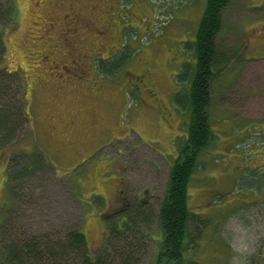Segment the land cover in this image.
<instances>
[{
    "label": "rangeland",
    "instance_id": "obj_1",
    "mask_svg": "<svg viewBox=\"0 0 264 264\" xmlns=\"http://www.w3.org/2000/svg\"><path fill=\"white\" fill-rule=\"evenodd\" d=\"M14 2L6 62L24 76L30 121L0 148V231L9 217L32 233L82 229L98 253L115 211L139 204L150 218L138 264H175L157 263L159 211L187 138L175 97L193 79L178 76L207 0ZM217 45L230 59L211 82L215 139L190 183L185 264H264V0H231ZM98 58L120 67L101 74ZM33 151L52 171L27 170Z\"/></svg>",
    "mask_w": 264,
    "mask_h": 264
},
{
    "label": "trees",
    "instance_id": "obj_2",
    "mask_svg": "<svg viewBox=\"0 0 264 264\" xmlns=\"http://www.w3.org/2000/svg\"><path fill=\"white\" fill-rule=\"evenodd\" d=\"M230 1L207 0L197 37L193 42L195 62L191 67L186 62L184 71L178 76L185 83L193 79L189 90L186 86L182 96L175 97L179 105L189 112V122L187 138L171 167L167 194L160 206L159 217L164 242L157 263L163 259L175 264L186 263L191 218L198 217L189 206L190 183L200 156L215 139L209 116L211 82L225 71L230 59V54L217 45V36L223 27V14ZM15 17L14 0H0V29H3L0 30V95L6 97V101H0L1 150L9 149L19 132L30 121L24 76L18 70H10L6 62L9 47L5 33L15 22ZM118 67L120 64L117 62L98 58L97 69L101 74L112 73ZM137 81L139 80H134ZM16 82L22 87V91L11 99L6 87L18 85H14ZM94 151L87 156L93 155ZM21 154L22 152L17 156ZM25 156L32 158L28 171L35 166L40 169L47 166L52 171L53 167L49 168L45 156L40 152H26ZM130 205L127 204L109 219L106 224L108 241L98 253L92 252L82 229H70L59 234L32 233L25 230L19 222L6 218L0 231V264H138L146 251L143 236L150 215L142 205ZM187 264L193 263L189 261Z\"/></svg>",
    "mask_w": 264,
    "mask_h": 264
},
{
    "label": "flooded vegetation",
    "instance_id": "obj_3",
    "mask_svg": "<svg viewBox=\"0 0 264 264\" xmlns=\"http://www.w3.org/2000/svg\"><path fill=\"white\" fill-rule=\"evenodd\" d=\"M148 75H149V73H146L145 77L148 76ZM139 78H141V77H139ZM122 210H123V207H121L119 210H116L115 212L122 211Z\"/></svg>",
    "mask_w": 264,
    "mask_h": 264
}]
</instances>
